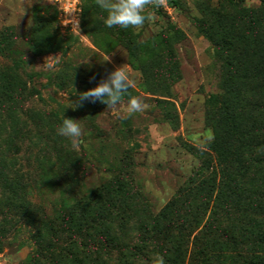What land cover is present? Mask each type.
<instances>
[{
  "label": "rangeland",
  "instance_id": "1",
  "mask_svg": "<svg viewBox=\"0 0 264 264\" xmlns=\"http://www.w3.org/2000/svg\"><path fill=\"white\" fill-rule=\"evenodd\" d=\"M78 7L73 21L57 0H0V264H56L64 207L117 180L137 195L121 232L137 245L141 209L158 214L201 164L190 149L214 140L227 83L248 84L225 71L246 67L233 59L251 23L264 36L260 0ZM230 97L244 109L246 96ZM111 254L106 264H165L152 245L149 263Z\"/></svg>",
  "mask_w": 264,
  "mask_h": 264
},
{
  "label": "trees",
  "instance_id": "2",
  "mask_svg": "<svg viewBox=\"0 0 264 264\" xmlns=\"http://www.w3.org/2000/svg\"><path fill=\"white\" fill-rule=\"evenodd\" d=\"M260 2L264 18V0ZM249 40L248 48L238 50L233 59H242L246 67L229 63L225 71L229 79L240 75L248 84L227 83L226 97L210 112L217 124L214 140L207 150L190 149L201 164L187 188L156 215L141 209L147 220L139 222L137 245L124 244L121 238L137 198L123 181L73 198L64 207L71 225L63 227L58 242L62 237L67 241L58 244L60 259L54 263L106 264L114 252L121 260L141 257L149 263L144 248L152 245L165 264L185 259L188 264H264V36H258L253 23ZM26 92L33 96L34 87ZM235 94L246 96L244 109L236 113L230 97ZM58 121L64 124L62 118Z\"/></svg>",
  "mask_w": 264,
  "mask_h": 264
},
{
  "label": "built area",
  "instance_id": "3",
  "mask_svg": "<svg viewBox=\"0 0 264 264\" xmlns=\"http://www.w3.org/2000/svg\"><path fill=\"white\" fill-rule=\"evenodd\" d=\"M57 2L65 17L69 16L74 21L80 0H57Z\"/></svg>",
  "mask_w": 264,
  "mask_h": 264
}]
</instances>
